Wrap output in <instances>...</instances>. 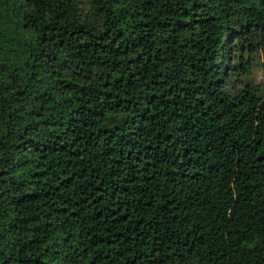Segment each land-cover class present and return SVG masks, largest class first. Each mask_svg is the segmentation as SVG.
<instances>
[{"label": "trees", "instance_id": "16d2710c", "mask_svg": "<svg viewBox=\"0 0 264 264\" xmlns=\"http://www.w3.org/2000/svg\"><path fill=\"white\" fill-rule=\"evenodd\" d=\"M264 0H0V264H264Z\"/></svg>", "mask_w": 264, "mask_h": 264}, {"label": "rangeland", "instance_id": "374dc122", "mask_svg": "<svg viewBox=\"0 0 264 264\" xmlns=\"http://www.w3.org/2000/svg\"><path fill=\"white\" fill-rule=\"evenodd\" d=\"M253 79L257 84L264 85V72L261 68H255L253 71Z\"/></svg>", "mask_w": 264, "mask_h": 264}]
</instances>
